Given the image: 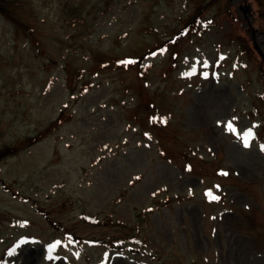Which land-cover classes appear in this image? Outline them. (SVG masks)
<instances>
[{"label":"rangeland","instance_id":"obj_1","mask_svg":"<svg viewBox=\"0 0 264 264\" xmlns=\"http://www.w3.org/2000/svg\"><path fill=\"white\" fill-rule=\"evenodd\" d=\"M66 1L0 11V264H264V0Z\"/></svg>","mask_w":264,"mask_h":264},{"label":"trees","instance_id":"obj_2","mask_svg":"<svg viewBox=\"0 0 264 264\" xmlns=\"http://www.w3.org/2000/svg\"><path fill=\"white\" fill-rule=\"evenodd\" d=\"M76 2H79V0H71V1H66L64 4V9L66 11H69L70 9L72 10V7H74L76 4ZM23 7V0H0V11L6 15L9 18H12L13 21L18 25V26H23L24 24L21 22V20L19 19V14L20 11L22 10ZM70 8V9H69ZM63 9V10H64ZM74 18L71 17V20ZM79 15H76V17L73 19V22H75V24L77 23H83L80 19H79ZM34 136H31L29 138V140L33 139ZM34 140V139H33ZM33 142V141H31ZM30 142V143H31ZM16 148L13 146H9L6 147L4 149H2L3 153H7L10 151H14ZM203 189H205V195L210 196L212 194L211 192V187H209L208 185L205 186Z\"/></svg>","mask_w":264,"mask_h":264},{"label":"snow or ice","instance_id":"obj_3","mask_svg":"<svg viewBox=\"0 0 264 264\" xmlns=\"http://www.w3.org/2000/svg\"><path fill=\"white\" fill-rule=\"evenodd\" d=\"M228 128H229L230 130L235 131V129H233V127H232L231 122H229V124H228ZM249 135H251L250 132H249ZM244 143H245V146H248V141H247V139H245ZM213 199H218V197H213ZM59 243H60V242H57L56 244L52 245V246L49 248V252L51 253V251H52L55 247H57V246L59 245ZM49 258L51 259L52 257L49 256Z\"/></svg>","mask_w":264,"mask_h":264}]
</instances>
